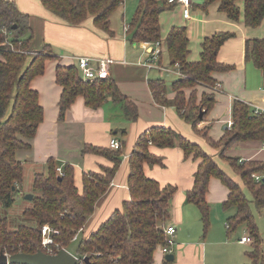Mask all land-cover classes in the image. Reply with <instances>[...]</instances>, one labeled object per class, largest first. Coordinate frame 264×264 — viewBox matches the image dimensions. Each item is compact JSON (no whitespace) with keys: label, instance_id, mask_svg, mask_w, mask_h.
Segmentation results:
<instances>
[{"label":"trees","instance_id":"16d2710c","mask_svg":"<svg viewBox=\"0 0 264 264\" xmlns=\"http://www.w3.org/2000/svg\"><path fill=\"white\" fill-rule=\"evenodd\" d=\"M40 1L62 23L79 27L92 18L95 30L109 37L114 36L111 17L124 3V0ZM213 4H218L219 11L232 22H239L242 15L241 21L247 28H258L264 21V0H204L202 9L207 11ZM174 7L176 5L169 4L167 0L162 4L158 0H140L129 25V42L138 44L162 41L160 14ZM30 21V16L21 12L14 1L0 0V202L6 209L15 204L18 188L24 178V166L16 154L19 150L30 148V141L36 136L44 119L39 94L32 89L31 82L44 75L48 60L57 59L47 44L40 51L32 50L34 32ZM234 37L230 33H217L205 38L201 44L200 60L189 62L187 29L172 27L162 42L163 49L165 47L170 66L179 64L185 77H178L171 84L163 79H149L154 101L160 106L173 104L179 116L196 128L215 103L214 96L206 94L197 103L196 87H213L216 84L213 73L232 69L220 63L218 55L223 45ZM161 61L162 55L160 64ZM245 61L252 63L264 77V38L246 41ZM55 73L56 83L62 88L60 121L64 120L66 112L78 97H82L91 109L103 107L110 99L128 123L137 121L138 106L122 94L111 76L106 80L85 82L77 65H59ZM187 89L192 90L189 97L184 92ZM169 91L176 94L172 102L167 98ZM251 114L247 105L240 101L234 102L232 128L221 141L214 144L223 148L221 156L232 164L240 176L241 184L230 178L200 146L174 130L153 127L142 134L129 157L130 201L112 213L88 238L79 240L74 254L89 258V264L154 263V253L165 244L163 226L170 219L171 199L176 188H162L157 181L146 177V164H162V159L150 152V145H153L158 148L179 147L185 158L200 161L194 186L186 194V203L199 208L206 230L210 214L206 194L210 179L217 178L228 188L229 194L223 208L235 210L234 215L228 219L229 230L245 226L254 246L253 252L248 253L250 264H264V239L259 234L251 210L252 203L258 211L264 210V183L252 178L253 174L264 175V162L241 161L225 156L238 142L264 143V116L250 118ZM120 133L124 134L125 130ZM203 135L207 136V132L204 131ZM124 143L123 140L120 142L121 149L118 151L85 145L83 155L103 156L112 166H102L99 172L83 173L81 191L75 184L74 167L65 165L63 175L60 176L58 165L50 160L47 173L35 174L33 187L39 195L33 196L32 206L23 213L35 225H20L12 230L6 219L0 220V254H33L42 250L41 230L45 225L59 232L53 239L67 249L74 235L85 227L93 215L97 201L110 188L122 163ZM245 190L251 194V200ZM162 264L174 262L164 261Z\"/></svg>","mask_w":264,"mask_h":264},{"label":"crops","instance_id":"0c3cea01","mask_svg":"<svg viewBox=\"0 0 264 264\" xmlns=\"http://www.w3.org/2000/svg\"><path fill=\"white\" fill-rule=\"evenodd\" d=\"M12 1L17 4L21 12L30 16L34 32L32 50L40 51L47 44L57 58L47 61L44 75L36 77L31 82L32 89L39 94V103L44 110V119L38 127L36 136L30 141V148L19 150L16 154L17 159L23 163L24 174L27 168L33 176L38 173H47V165L50 160L60 164L57 169H63L65 165L70 164L75 169L76 187L81 191L83 173L99 172L102 166H112V163L103 156L83 155L82 151L85 145L110 148L112 139L125 142L122 147L123 155L120 168L108 191L97 201L93 215L83 228L81 235L84 234V238H88L109 219L112 213L122 209L123 204L130 201L129 157L134 151L139 137L153 127L170 128L197 144L231 178L228 170L233 166L221 156L223 148L214 144L221 141L232 128L234 102L244 103L252 112L255 108L264 110L263 74L252 63L245 61L246 41L264 38V21L254 29L247 28L243 21L237 25V22L230 21L225 14L219 11L218 4H213L208 8V12L204 9L203 11L207 12L206 14L212 11L213 15L219 18V22L225 25L226 21L230 23V27L235 24L238 29L236 33H230L214 26L213 29H209L210 31L196 37L199 47L192 50L190 30L184 24L190 22L193 17L191 15L189 19H184L181 6L174 7L178 11L176 21L171 24V28L178 26L187 29L190 42L189 62L200 60L201 44L205 38L217 33L235 35L223 45L218 55L220 63L231 66L232 69L212 75L216 84L221 85V89L214 91L203 86L196 87L197 103L201 102L203 94L213 95L215 103L203 120L194 128L179 116L173 104L160 106L154 101L148 80H165V76L159 70L160 75L152 77L153 70L148 71L144 66L149 53L145 44L149 42L131 44L128 32L125 33L124 29L123 36H118L117 32L113 30L114 36L109 37L95 30L92 18L79 27L66 25L46 10L40 0ZM193 1L192 7L194 6ZM201 1L204 2V0ZM172 12L173 10H168L160 14L161 35L164 28L163 24L161 25V18ZM89 21L91 24L88 23ZM123 21L124 28L125 25H128L125 22L124 14ZM136 46L143 50V54H138L139 52L134 49ZM162 51L160 65L168 69H175L170 66L169 62L168 65H163L165 47ZM81 56L115 60V64L111 67V77L122 94L138 106L137 121L128 123L123 120L122 113L110 99L103 107L91 109L86 106L82 97H78L69 108L64 120H59L62 88L56 83V67L76 65V58ZM168 74L172 73L167 72L165 75H173ZM177 79L176 76L169 84ZM184 92L186 97H189L192 90L187 89ZM175 95L169 91L168 101L172 102ZM116 113L118 119L112 120ZM115 130H118L117 134H115ZM121 130H125V133H120ZM204 131L207 132V136L203 135ZM150 152L155 157L161 158L162 164L154 166L146 164L144 167L146 177L157 181L162 188L167 186L176 188L171 199L170 219L163 226V228L166 226L176 228L172 253L174 264H250L248 253L254 250L253 241L241 243V239L245 237L243 230L231 231L227 228L228 219L235 213L234 209L225 210L223 208V203L229 194L228 188L219 179L214 177L210 179L206 194V200L210 207L206 230L199 208L186 203V194L194 186L195 173L200 161L191 157L185 158L184 152L179 147L158 148L150 145ZM225 156L241 161L264 162V143L260 141L238 142L229 149ZM236 182L239 183L238 180ZM251 248L252 250H250ZM165 257L166 254L162 252L161 248H158L154 253L153 264H162L166 261Z\"/></svg>","mask_w":264,"mask_h":264},{"label":"rangeland","instance_id":"374dc122","mask_svg":"<svg viewBox=\"0 0 264 264\" xmlns=\"http://www.w3.org/2000/svg\"><path fill=\"white\" fill-rule=\"evenodd\" d=\"M160 1H162V0H160ZM139 2H140V0H124V3H123L124 5H122L112 15V19H111L112 20V30L116 31L118 36H123V29H124L123 28V24H124L123 23L124 22L123 21V14L125 15L126 24L130 25L133 18H134V15H135V12H136L137 7L139 5ZM160 3L162 4L163 2H160ZM193 4H194V6L191 7V15L193 18L190 22H188V23L186 22V24H184V26L188 27L190 30L191 39H192V41H191L192 50L199 47V45L197 44L198 38H196V37H198L202 33H205L206 31H210L209 29H213L214 26H218L220 30L225 29V30H222L224 32L228 31L230 33H233V32L236 33L238 26H236L235 24L232 25V27H230V23L226 22L225 19H224L225 25L222 24L221 22L218 21L219 18L218 17L216 18L213 15L212 11H209V13L206 14L208 11L205 12L202 9V6L204 4L203 1L194 0ZM172 10H173V12L171 14H165L161 18V25L163 24V26H164L163 32L161 35L162 42H164L165 38L167 37V33L169 32V29L171 28V24L174 21H176V15H177L178 9L173 8ZM242 17L243 16L241 15V17H240L241 20H242ZM241 20L239 22H237V25L240 24ZM88 23L91 24V21H89ZM236 37H238V34H236ZM134 49L139 52L138 54H140V53L143 54V50L141 48H139L138 46H136ZM1 58H2V56L0 54V59ZM52 60H48V61H52ZM28 62H29V60H28ZM168 62H169L168 55L165 52V54L163 56V65L164 66L168 65ZM158 71L159 70L154 69L151 73V76L152 77H158V75H160V73ZM161 73H163V75L165 76V81L167 83L171 82L173 79L176 78L174 73H172L173 75L168 74V75H172V76L165 75V74H167V72H165V71H162ZM173 76H175V77H173ZM117 115L118 114L116 113L114 118H112V120L118 119ZM123 120H125V119H123ZM57 165H60V164L58 163ZM228 171H229V175L231 176L232 179H234L235 181L238 180L239 183H242L239 174L236 172V170L234 168H231ZM33 182H34V176L29 172V170L27 168V170H25L23 181L18 188V192L16 195V202L13 205V207L10 209H6L2 206V204L0 202V220L6 219L9 222L10 228L12 230H16L20 225H25V226H34L35 225V223L32 219L24 217V215H23L24 211L27 208H30L32 206L31 201L27 200L26 196L27 195H33V196L39 195V192L36 191L33 187ZM245 194L248 197V199H250V200L252 199V196L248 191L245 190ZM251 210H252V213L254 215L255 221L257 223L259 234H260L261 238L264 239V210L258 211L253 203L251 205ZM237 230H243V235L248 237V233L246 232L245 226H240L237 228ZM83 235L80 236V240L82 238H84ZM78 242L71 243L70 246L67 247V250L71 253H75L77 246H78ZM250 250H252V248Z\"/></svg>","mask_w":264,"mask_h":264},{"label":"built area","instance_id":"2783aa9c","mask_svg":"<svg viewBox=\"0 0 264 264\" xmlns=\"http://www.w3.org/2000/svg\"><path fill=\"white\" fill-rule=\"evenodd\" d=\"M169 4L181 6L182 15L184 19H189L191 16V7L192 0H167ZM129 29L128 25H125L124 32L127 33ZM149 50L148 59L145 61L144 66L148 71L151 70H160L174 73L179 78H184L185 75L180 70L179 64L174 66L175 69H168L160 65L159 60L162 55L163 44L162 41L149 42L145 44ZM115 64V60L112 58H91V57H77L76 65L81 73L82 79L85 82H94L96 80H106L111 76V67ZM214 91H219L221 89L220 84H215L213 87H208ZM253 116H264V110L261 108H255L250 115V118ZM231 126V125H230ZM110 148L114 151H118L121 149L120 142L118 140L112 139L110 141ZM57 172L60 176L63 175V169L58 168ZM252 178L256 182H263L264 175L253 174ZM229 229V226L227 225ZM83 229L79 230L71 240V243L78 242L80 240V235ZM163 233L165 235V244L161 246V250L164 254L170 255L173 253L174 235L176 233V228L173 226H166L163 228ZM42 240H41V248L42 251L46 254H57L61 249H66L62 244L56 243L53 239V236L59 235V232L54 231L50 228L49 225L43 226L41 230ZM252 240L245 236L241 239V243H250ZM75 255L74 253H72ZM8 257L9 254H6ZM78 264H85V257H78L75 255Z\"/></svg>","mask_w":264,"mask_h":264},{"label":"water","instance_id":"95a60500","mask_svg":"<svg viewBox=\"0 0 264 264\" xmlns=\"http://www.w3.org/2000/svg\"><path fill=\"white\" fill-rule=\"evenodd\" d=\"M203 114H200L202 118ZM118 130H115V134ZM264 183V180H263ZM26 199L31 201L33 195H27ZM166 261L173 262L174 255H166ZM85 264H89V258H84ZM0 264H78V260L75 255L69 252L67 249H61L57 254H46L42 250L33 254L17 253L10 255L0 254Z\"/></svg>","mask_w":264,"mask_h":264}]
</instances>
